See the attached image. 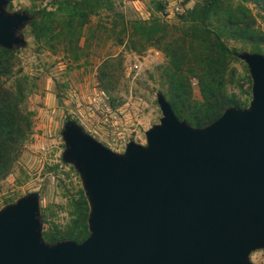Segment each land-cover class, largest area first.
<instances>
[{"label":"water","instance_id":"water-1","mask_svg":"<svg viewBox=\"0 0 264 264\" xmlns=\"http://www.w3.org/2000/svg\"><path fill=\"white\" fill-rule=\"evenodd\" d=\"M0 0V46L24 45L32 15ZM250 98L202 126L178 117L161 91V115L116 152L72 119L63 122L62 159L78 173L87 235L48 241L38 196L0 207V264H253L264 247V54L235 50Z\"/></svg>","mask_w":264,"mask_h":264},{"label":"rangeland","instance_id":"rangeland-1","mask_svg":"<svg viewBox=\"0 0 264 264\" xmlns=\"http://www.w3.org/2000/svg\"><path fill=\"white\" fill-rule=\"evenodd\" d=\"M154 1L7 0L5 4L7 11H55V29L50 40L48 34L42 35L37 28L40 38L36 41L25 25L21 30L25 43L11 53L12 72L16 76L26 73L32 83L27 106L32 108L33 115L30 133L18 145L7 172L0 176V207L27 192L37 194L41 233L48 241L80 240L87 230L88 205L78 173L62 159L64 120H74L102 144L121 152L129 140L145 143L144 130L161 115L155 93L161 80L157 66L164 62L162 51L151 46L135 51L124 42L116 43L103 27L112 26L118 20L117 13L127 19L158 15L172 22L200 0H161V12L154 10ZM88 2L93 8L88 22L65 42L61 11L83 9ZM244 2L251 7L257 24L264 27L260 9L250 1ZM78 13L74 18L77 23L85 19ZM225 42L234 51L250 50L248 44L237 39L226 38ZM259 52L264 54V42ZM107 54L113 57L105 58ZM105 59H111L110 67ZM229 66L234 70L233 79L241 85L233 90L247 104L250 87L247 92L246 64L234 54ZM108 70L114 72L113 88H105V78H101ZM190 81L192 97L199 98L196 79L191 77ZM248 258L253 264H264V247L251 250Z\"/></svg>","mask_w":264,"mask_h":264},{"label":"trees","instance_id":"trees-1","mask_svg":"<svg viewBox=\"0 0 264 264\" xmlns=\"http://www.w3.org/2000/svg\"><path fill=\"white\" fill-rule=\"evenodd\" d=\"M246 1L254 3L264 18V0ZM153 5L158 12L164 8L161 0H155ZM92 9L88 2L83 9L72 7L61 11L65 42L76 36L75 31L88 22ZM78 12L85 19L77 23L74 18L80 15ZM30 14L32 17L26 27L34 33V39L40 38L37 33L40 28L42 35L48 34L50 40L55 29V11L36 9ZM117 16L118 20L113 21L112 26H103L116 43L124 42L135 51L150 46L162 51L164 62L157 66L161 78L157 91L164 94L178 117L202 126L228 105H246L233 90L241 85L233 79L234 70L229 66L234 58V48L225 42L226 38L237 39L256 51L264 42V27L257 24L255 14L244 0H200L172 22L158 15L148 19H127L120 13ZM12 51L0 46V176L7 172L18 145L30 133L33 115L32 108L27 106L32 83L26 73L16 76L12 72ZM111 57L107 54L105 58ZM110 60H104L108 67L112 65ZM109 70L101 75L105 78V88L114 87V72ZM191 77L196 79L199 98L192 97ZM246 77L248 92L250 79L248 75ZM87 233L86 230L82 238Z\"/></svg>","mask_w":264,"mask_h":264}]
</instances>
